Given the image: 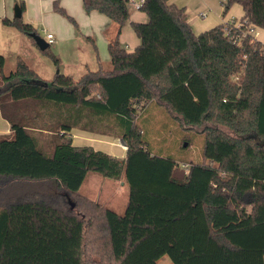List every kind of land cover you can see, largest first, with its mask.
Segmentation results:
<instances>
[{"label":"trees","instance_id":"16d2710c","mask_svg":"<svg viewBox=\"0 0 264 264\" xmlns=\"http://www.w3.org/2000/svg\"><path fill=\"white\" fill-rule=\"evenodd\" d=\"M234 3L245 10L241 25L197 34L184 7L145 0L148 21L131 22L141 42L129 51L119 39L128 0H83L118 29L108 43L112 67L80 78L44 79L22 56L6 73L0 53V108L12 130L0 134V178L62 188L1 206L0 264H87L91 254L106 264H159L166 255L171 264H264V161L255 162L264 156V43L252 32L264 28V0H224L225 12ZM54 10L79 28L58 1ZM2 21L39 33L23 16ZM151 104L185 129L203 125L207 161L181 164L150 149L138 117ZM74 128L121 137L126 157L74 144ZM40 132L52 137L49 148ZM92 171L124 176L123 214L80 192Z\"/></svg>","mask_w":264,"mask_h":264},{"label":"rangeland","instance_id":"374dc122","mask_svg":"<svg viewBox=\"0 0 264 264\" xmlns=\"http://www.w3.org/2000/svg\"><path fill=\"white\" fill-rule=\"evenodd\" d=\"M129 7L132 12L136 10L135 6L131 3H129ZM110 21L111 23H114L118 29V24L113 20ZM38 32L40 36L46 39V31L42 27H39ZM76 32L79 35V38L76 40L75 44L73 42L61 44L56 42L50 43L51 46L49 52L60 58L59 64L55 63L50 55L51 53L43 52L34 46L22 43L17 38L9 40L10 42L0 41V50L6 58L4 66L5 72L10 73L16 68L17 56H22L37 70L42 78L47 80H52L57 72L68 73L76 78H80V76L86 71L99 68L100 63L105 69L111 68L112 64L108 46H105L104 51L101 49L98 50V55L101 60L99 63L94 52L93 43L87 36L88 33L80 28H76ZM23 35L26 39H30L28 34ZM1 38L5 39L3 37ZM58 48L65 49L62 56L56 53V49L58 50ZM87 65L88 67H86ZM138 122L143 126L144 136L149 141L150 149L157 154L172 157L179 163L186 165L207 161L203 156L206 138L201 132H199L203 125L194 126L191 129H185L179 120L174 118L168 111L157 104H151L146 110L141 109ZM223 129L227 133L233 135L229 128L223 126ZM76 131L82 130L76 129ZM40 133L42 134L39 135L38 138L41 146L45 149L49 148L47 143L52 137L49 138L44 136L43 132ZM95 134H97V139L90 138L91 140L89 139L87 144L94 145L95 148L102 149L109 153L114 151L110 139L121 140L125 143L121 137L100 133ZM75 139H77L76 133ZM250 144L253 145V142H250ZM262 153L264 155V151H262ZM261 160L264 161V156L263 158L255 159V162L258 161L259 163ZM61 190V187L55 186V183L48 180L0 178V208L8 201L27 194L45 192L55 193ZM80 191L87 197L96 200L104 206H108L120 214L125 212L129 200V185L124 176L110 177L103 176L98 172H89ZM68 202H73L71 197H68ZM101 260L100 256L95 254L93 256L91 254L90 260L87 264L107 263L101 262ZM171 263L172 261L167 255L159 260V264Z\"/></svg>","mask_w":264,"mask_h":264},{"label":"crops","instance_id":"0c3cea01","mask_svg":"<svg viewBox=\"0 0 264 264\" xmlns=\"http://www.w3.org/2000/svg\"><path fill=\"white\" fill-rule=\"evenodd\" d=\"M55 1H58L59 4L77 20L79 28L87 32V36L94 40L97 46V53L95 50L94 52L100 63L101 60L98 55V50H105V46H108L110 39L116 36L117 26L114 25V23H111V19L107 15L97 10L87 12L84 8L83 0H0V41L8 42L9 40L17 38L20 42L29 46H34L42 51L39 45H36L32 41L30 35V39H26L23 35L25 33L21 32L14 26L5 25L2 21L4 17L14 19L16 5L24 3V8H22V16L24 20L33 23L37 29L42 27L46 31V40L48 42L47 34L53 33L55 37L54 42L59 44L73 42L75 44L76 40L79 38V35L76 32V27L66 17L54 10ZM223 1L224 0H169V3L185 8L188 22L192 26L194 32L199 34L222 23L226 25H241L242 18L245 14L243 6L239 3H234L230 9L225 12ZM129 11L130 19L123 26L119 39L124 47L127 46L125 47L127 50L133 51L140 44L141 40L132 28L131 22H146L148 21V15L140 9H136L132 12L129 7ZM254 34L258 40L264 43V28H255ZM1 37L5 39H2ZM64 50L65 49L58 48V50L56 49V53L62 56ZM0 53L4 55L1 50ZM86 67H88V65ZM76 129L78 128H74L71 131L74 144L91 145L87 144L88 140L90 138L97 139V134L95 133L84 130L76 131ZM75 133L77 134V139H75ZM0 134H12L11 124L3 117L1 108ZM110 143L114 149L111 153L112 155L120 158L126 157L128 147L125 146L121 140L110 139Z\"/></svg>","mask_w":264,"mask_h":264},{"label":"water","instance_id":"95a60500","mask_svg":"<svg viewBox=\"0 0 264 264\" xmlns=\"http://www.w3.org/2000/svg\"><path fill=\"white\" fill-rule=\"evenodd\" d=\"M20 17H22V8L20 7L19 4H17L15 7V18H20ZM30 35L35 38L37 44L42 50L46 49L50 45V43L46 39L41 37L36 32H31ZM124 145L127 146L125 143ZM72 207H74V204H72Z\"/></svg>","mask_w":264,"mask_h":264},{"label":"built area","instance_id":"2783aa9c","mask_svg":"<svg viewBox=\"0 0 264 264\" xmlns=\"http://www.w3.org/2000/svg\"><path fill=\"white\" fill-rule=\"evenodd\" d=\"M145 0H128V4L131 3L135 6L136 9H140L141 6L143 5ZM252 32L254 33V29H252ZM48 40L50 43H53L55 40L54 34L53 33H48Z\"/></svg>","mask_w":264,"mask_h":264}]
</instances>
